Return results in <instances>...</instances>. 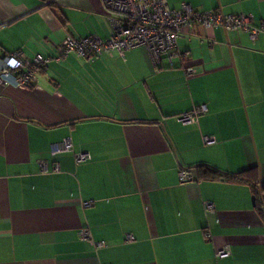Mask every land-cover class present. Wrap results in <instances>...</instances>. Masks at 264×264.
Returning <instances> with one entry per match:
<instances>
[{"label": "crops", "instance_id": "obj_1", "mask_svg": "<svg viewBox=\"0 0 264 264\" xmlns=\"http://www.w3.org/2000/svg\"><path fill=\"white\" fill-rule=\"evenodd\" d=\"M166 2L264 19V0ZM114 26L100 0H0V58L48 59L35 85L0 83V264H264L250 185L196 169L258 167L264 186L263 35L195 26L177 42L183 61L157 68L144 48L61 55L67 36L106 39ZM202 105L195 123L177 122ZM65 138L72 151L54 154Z\"/></svg>", "mask_w": 264, "mask_h": 264}, {"label": "built area", "instance_id": "obj_2", "mask_svg": "<svg viewBox=\"0 0 264 264\" xmlns=\"http://www.w3.org/2000/svg\"><path fill=\"white\" fill-rule=\"evenodd\" d=\"M100 1L104 11L115 21L111 36L106 39L97 36L74 39L67 36L60 45L62 56L73 53L79 57L91 59L101 54L116 52L122 55L128 50L144 48L151 64L157 68L163 57L176 56L181 62L183 61V55L177 50V42L181 38L183 30L191 32L195 26H202L205 29L219 28L227 32H244L252 41L259 35L264 37V19L255 25L251 15H223L217 11L199 12L187 4H182L178 9H172L166 0ZM47 63L48 59L42 56H37L32 62H29L20 51L6 54L0 58V83H10L17 88L35 85L37 79L34 73L38 70H45ZM185 73L189 76L194 74L195 70L188 68ZM206 113L205 106H194L191 111L176 119L179 124H191ZM214 141L213 138H205L204 144L211 145ZM71 151L72 144L70 139L66 138L52 148L54 154ZM87 159V154L76 155L77 161ZM42 165L43 162L40 163L42 171H46ZM58 169L56 165L54 171H58ZM190 179L191 175L188 171H180L179 180L181 183ZM206 209L211 211L213 207L211 204H207ZM82 239L90 240L87 232H82ZM228 256L229 251L226 248L216 253L217 258Z\"/></svg>", "mask_w": 264, "mask_h": 264}, {"label": "trees", "instance_id": "obj_3", "mask_svg": "<svg viewBox=\"0 0 264 264\" xmlns=\"http://www.w3.org/2000/svg\"><path fill=\"white\" fill-rule=\"evenodd\" d=\"M197 169V178L205 181H224L227 183H246L250 185L251 191L254 194L256 199V209L264 218V212L261 209L260 205L257 201V195L259 191L257 190L258 185V167L247 169L242 172H238L235 174L223 172L217 168L207 166V165H199L196 167ZM261 190L264 192V186H262Z\"/></svg>", "mask_w": 264, "mask_h": 264}, {"label": "water", "instance_id": "obj_4", "mask_svg": "<svg viewBox=\"0 0 264 264\" xmlns=\"http://www.w3.org/2000/svg\"><path fill=\"white\" fill-rule=\"evenodd\" d=\"M259 172H260V169H259ZM257 188H258L259 192L262 193V190H261V188H262V183H261V181H260V174H259V180H258Z\"/></svg>", "mask_w": 264, "mask_h": 264}]
</instances>
